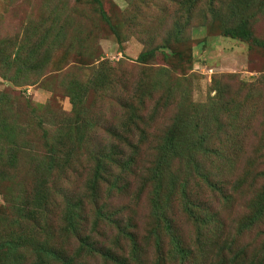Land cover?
<instances>
[{
	"label": "trees",
	"instance_id": "obj_1",
	"mask_svg": "<svg viewBox=\"0 0 264 264\" xmlns=\"http://www.w3.org/2000/svg\"><path fill=\"white\" fill-rule=\"evenodd\" d=\"M169 1L182 16L172 29L165 30L158 42L137 54V62L149 61L161 48H169L170 54L178 53L171 42L179 41L194 15L202 18L208 15L219 21L222 36L264 47L252 29L254 16L264 14L263 3L228 0L220 5L221 0L216 3L214 0ZM98 4L100 17L107 21ZM34 13L28 12L24 25L15 26L11 32L0 26V78L14 87L35 84L45 74L51 53L64 42L70 26L63 7L55 0H43ZM1 22L0 16V25ZM116 70L101 59L88 67L83 79L75 74H62L54 79L52 83L63 89L70 105L67 116L53 106L56 101L52 96L44 103H33L23 97L15 98L7 90L0 91V192L1 187L7 191L2 197L4 211L0 210V264L22 263L27 259L26 252L33 258L29 264H71L70 259L62 258V252H58L57 241L60 236L67 240L72 235L77 240L76 253L98 255L113 264H129L127 261L132 264H264V237L259 247L251 251L244 245L233 248L235 242L224 240L226 226L218 217L220 211H210L212 200L202 198L199 193L207 189L218 194L214 196L221 200L222 208L234 201L233 195H249L244 201L246 213L238 219L232 233L235 236L263 222L264 90H260V83L241 84L236 91H230L228 84H216V97L208 104L196 105L178 98V113L154 135L148 126L157 119L160 109L172 105L174 84L172 87L162 81L155 71H143L139 77L128 80ZM252 85L254 94L249 90L241 94L243 88ZM41 87L47 89L45 84ZM117 88L122 93L118 97L119 116L114 118L110 111L87 115L84 101L90 92L104 91L114 99ZM155 92L159 97L146 114L145 105L148 100L151 102ZM257 102L261 107V122L257 141L252 145L253 160L261 161L262 167L253 175L257 179L255 183L250 181L243 186L247 176L244 173L240 175L244 178L226 191L223 186L233 176V166L228 162L236 159L241 151L234 148L235 139L246 138V127L241 123L239 112L247 103ZM22 106L29 113L24 114L20 110ZM238 128L239 133L233 132L237 135L235 138L230 130ZM99 131L98 139L105 138L102 144L97 140ZM218 136H223L226 144L220 143ZM149 139H157L155 155L150 152V144L145 145L150 143ZM143 149L146 158L141 162L145 173L131 188L126 180L136 171L140 172L139 155ZM172 157L184 159L177 174L168 169ZM214 159L222 160L218 167L225 169L223 174H212ZM6 184H11V189ZM75 186L81 187V195L91 200L96 221L104 217L115 224L114 249L90 236V231L80 233L84 220L82 196L72 199ZM124 196L131 198L127 205L131 212L137 200L143 201L147 228L140 241L136 231L129 230L128 216L118 221L112 218L111 211L104 213L107 201ZM179 215L191 224L192 239H186L179 232ZM120 237L127 240L125 258L115 255L121 247L116 245ZM163 238L168 240L166 249Z\"/></svg>",
	"mask_w": 264,
	"mask_h": 264
},
{
	"label": "rangeland",
	"instance_id": "obj_2",
	"mask_svg": "<svg viewBox=\"0 0 264 264\" xmlns=\"http://www.w3.org/2000/svg\"><path fill=\"white\" fill-rule=\"evenodd\" d=\"M42 1L0 0V16L2 19L0 26L8 32H11V29L17 25L23 26L28 18L27 13L36 14L34 12L41 6ZM55 1L63 7L70 26L67 29L64 42L51 53L45 74L40 79H37L35 84L19 87H14L0 78V91L7 90L15 98L23 97L33 103H44L52 96L53 100L56 101L53 106L59 107L63 114L67 116L70 105L64 96L63 89L52 83L54 79L60 77L59 75L75 74L83 79L86 77L88 67L96 65L98 60L101 59L107 60L110 66L117 69V74L124 73L128 80L139 77L143 71H148L149 73L155 71L159 78H163L162 81L172 84V87L174 84V94L171 97L172 105L167 106L166 109H160L157 119L148 126V130L152 134L157 135L156 132L164 128L165 122H169L172 116L178 113V98L186 102L191 101L196 105L208 104L209 101L216 97V89L214 88L216 84H228L230 91H233V89L236 91L241 84L255 85L260 83L259 86L262 88L260 90H264V47L260 44H249L239 39L222 36L218 27L219 21L211 19L208 15L203 18L194 15L193 19L190 20V24L182 32L179 41L171 42L174 50L178 51V53L170 54L169 48H161L155 52L149 61L139 63L135 59L137 54L158 42L159 37H163L165 30L172 29L173 24H177L180 16H182L180 10L169 0H99L98 3L101 4L100 7L107 17V21L100 17L99 4L94 0H90L91 3H88V0ZM216 1L214 0L215 3ZM227 1L221 0L219 4L222 5ZM255 1L264 4V0ZM136 9L137 15H134ZM131 20L134 22L132 23ZM252 20L253 33L264 43V14L259 15L257 13ZM72 24L75 30L71 32ZM114 26L116 30L113 32ZM118 38L120 41H118ZM82 65L86 66L83 67ZM162 69L166 71L164 73L157 72ZM258 79L261 80L255 83ZM42 84H45L47 89H43L41 87ZM254 85L243 88L241 94H244L247 90L254 94L255 90L252 89ZM50 87L52 91L49 89ZM117 89L114 99L110 98L104 91L90 92L84 101L87 115L91 116L96 112L102 114V112L110 111L114 118L119 116L121 110H119L118 97L122 93L119 88ZM152 97L151 102L149 103L150 100H148L145 105L146 114L149 113L153 103L158 99L159 93L154 94ZM257 104L247 103L244 110L239 112L241 123L246 127V138L239 141L235 139L234 148H239L241 151L236 159L234 158L231 162H228V165L233 166V176H230L228 184L223 186L226 191L230 190L240 179H243L244 176L240 177V175L244 173H247V176H245L246 181L243 186L248 185L250 181L255 183L257 179L253 175L262 167L261 161L253 160L254 147L252 145L257 141L256 136L261 122V107ZM184 108L190 113L191 110L187 106H184ZM20 110L24 114L29 113V109L24 106ZM169 117L170 119H168ZM230 131L231 135L236 138L237 135H234L233 132L239 133V128ZM96 135L98 144H102L105 138L102 137V141L98 139L101 136V131L97 132ZM220 138V143H224L225 138L223 136ZM149 140L150 143L145 145L150 144V152L155 155V145L157 143L155 140L157 139H152L154 142H151V139ZM228 144L230 143L228 142ZM145 156L146 152L143 149L139 155L142 166L139 168L140 172L136 171L132 177H128L126 180L131 188L139 183L142 173H145L143 170L144 162H141L142 160L144 161ZM183 161L184 159L172 157L168 164V169L176 172L174 174L181 172ZM220 161L222 160H213L212 174L215 172L219 175L224 173L225 169L218 167V162L220 164ZM145 164L149 165L147 162ZM6 187L11 189V184H6ZM82 192L83 189L81 187L75 186L72 199L79 198ZM199 193L203 195L202 198H210L212 200L210 211H220L218 217L226 226L224 240L235 242L233 248L244 245L247 251L259 247L261 244L260 240L262 242L264 237V220L259 224V227L244 231L239 236L232 234L238 219L246 213L244 201L249 195H233L234 201L227 207L222 208L221 200L215 197L218 194L215 195L207 189L203 192L200 190ZM6 194L7 191L1 187V211H4L3 207L5 206L2 197ZM81 196V212L84 220L81 224L82 230L80 233L83 234L85 232V234H88L90 231V236L92 235L98 239L106 247L114 249L112 239L116 235L115 224L108 222L104 217L98 218L96 221L95 214H93L91 208V200L88 197ZM102 196L106 195L102 194ZM130 200L131 198L126 196L120 197V200L119 198L116 200L113 197V201L111 199L107 201V209H105L104 213L111 211L112 218L118 221L128 216L131 219V228L129 230L136 231L140 241V236L146 232L147 228V224H145L146 212L145 208H143V201L140 199L136 201L137 204L134 203L136 206L133 204L134 207L131 212L127 207ZM177 223L180 226L177 227L178 229L180 228L179 232L186 239H192L194 231L191 228V224L186 222L184 217L181 218L180 215ZM80 233L76 232V235L80 236ZM55 236L58 235L55 234ZM118 242L116 245L121 247L114 253L125 258L126 256L124 255H127V252L124 248H127V240L120 237ZM167 242L168 240L163 238L162 245L165 249ZM149 243H151V240ZM57 244L58 252H62V258L70 259L71 264H113L111 260L104 259L98 255L92 257L85 255L83 252L76 253L78 251L75 248L77 240L73 235L68 237L67 240L60 236ZM151 248V244H149L147 248L148 254H150L149 250ZM25 257L27 259L18 264H29L33 261L32 255L28 252H26ZM127 263L132 264V261H127ZM53 264L60 263L55 262Z\"/></svg>",
	"mask_w": 264,
	"mask_h": 264
}]
</instances>
